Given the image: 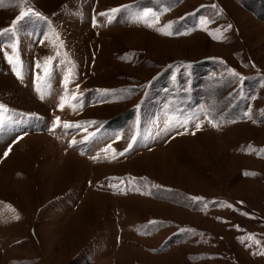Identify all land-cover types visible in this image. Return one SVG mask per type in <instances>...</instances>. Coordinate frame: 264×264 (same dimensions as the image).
Here are the masks:
<instances>
[{
	"label": "rangeland",
	"instance_id": "rangeland-1",
	"mask_svg": "<svg viewBox=\"0 0 264 264\" xmlns=\"http://www.w3.org/2000/svg\"><path fill=\"white\" fill-rule=\"evenodd\" d=\"M0 264H264V0H2Z\"/></svg>",
	"mask_w": 264,
	"mask_h": 264
},
{
	"label": "snow or ice",
	"instance_id": "snow-or-ice-1",
	"mask_svg": "<svg viewBox=\"0 0 264 264\" xmlns=\"http://www.w3.org/2000/svg\"><path fill=\"white\" fill-rule=\"evenodd\" d=\"M0 2H2V0H0ZM113 11H116V10H113ZM24 15H26V13H21V18L24 16ZM10 27H14V25L13 26H10ZM170 27V26H169ZM230 27V26H229ZM5 31H7V30H5ZM164 34H171V33H164ZM19 75V74H18ZM61 109H63V104L61 105ZM56 123L57 124H59V119H57V121H56ZM64 127H69V125L67 124V123H65L64 124ZM197 128H199V125H197ZM130 147H131V145H130ZM5 155H7V153H5ZM243 242V241H242Z\"/></svg>",
	"mask_w": 264,
	"mask_h": 264
}]
</instances>
